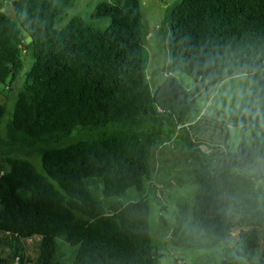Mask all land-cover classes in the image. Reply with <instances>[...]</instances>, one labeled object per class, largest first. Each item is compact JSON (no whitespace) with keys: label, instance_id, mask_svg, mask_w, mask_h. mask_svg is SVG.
<instances>
[{"label":"trees","instance_id":"16d2710c","mask_svg":"<svg viewBox=\"0 0 264 264\" xmlns=\"http://www.w3.org/2000/svg\"><path fill=\"white\" fill-rule=\"evenodd\" d=\"M13 2L14 18L6 9ZM74 2L0 0V96L8 97L24 51L32 52L3 132L0 264H64L57 239L74 248L71 264H158L147 190L155 185L152 152L168 138L197 161V190L191 205L177 203L170 226L160 217L167 239L193 251L221 248L217 261L208 256L204 264H264V201L263 208L249 199L240 206L230 181L240 171L249 177L237 182L249 188L254 179L264 188V0L174 4L169 73L194 83L178 93L177 83L167 78L164 94L174 95V103L162 92L153 94L147 81L140 0L96 3L89 19L108 18L105 30L78 16L61 26ZM240 74L247 78L246 95L238 107L216 111L222 120L246 126L250 144L242 138L230 151L223 141L220 147H201L219 153L199 155L197 147L205 143L192 136L183 119L200 95ZM188 97L189 105L177 111ZM7 113L0 105V122ZM95 129L105 132L69 141ZM33 152L44 176L23 156ZM128 189L138 197L117 202ZM233 232L232 262L219 246ZM33 240L38 251L31 260L27 244Z\"/></svg>","mask_w":264,"mask_h":264},{"label":"rangeland","instance_id":"374dc122","mask_svg":"<svg viewBox=\"0 0 264 264\" xmlns=\"http://www.w3.org/2000/svg\"><path fill=\"white\" fill-rule=\"evenodd\" d=\"M102 0H75L73 6L68 11L67 15L63 17L61 26L69 21L74 16L81 17L88 21L92 26L99 30H105L110 25L108 18L89 19L93 11L94 5ZM179 0H140L141 4V22H142V45L148 55V63L146 70V77L153 94L162 92L163 94L168 89L167 78H172L179 86V92L183 93L188 88V82L190 80L179 74H170V58L168 53L167 44L170 38L169 30V15L174 4ZM12 5L9 4L6 9L10 12ZM61 23V22H60ZM32 64V52L31 50L24 51L23 63L17 79L14 82L8 97L0 96V105H5L8 110L7 115L0 122V157L4 154V129L8 124L10 118V111L12 110L13 102L15 101L19 90L21 89L26 73L28 72ZM247 93V78L246 75L240 74L225 79L221 84L212 89L207 94L200 95L195 100V104L192 106L191 111L187 113L185 122L195 120V117L199 110H205L204 119H216L217 115L214 110H230L234 107H238L242 98ZM165 95V96H164ZM163 98L170 97L171 103L176 100L175 96L169 93L164 94ZM189 105V97L184 98L183 102L179 104L177 111L184 110ZM222 118V117H220ZM222 120V119H221ZM205 121V120H203ZM197 129V135L200 136L203 133V127L198 124L195 126L194 131ZM105 129L95 130H83L78 135L73 134L69 141H75L77 139H87L94 135L102 134ZM109 132V129H107ZM172 138V137H171ZM168 144L165 145L166 142ZM165 143H160L159 146L153 150L150 166L151 172L156 184L147 190V200L149 204V233L151 236L152 245L156 248L159 255L158 264H204L205 257H212L216 261L219 258L221 248H216L214 251H193L186 248H180L175 246L172 239L168 238L166 227L161 225L159 221L160 217H163L167 225H171L173 216L176 212V205L180 202H187L190 205L193 203V196L197 190V184L194 181L193 170L197 167V161L188 157L180 142L173 141L168 138ZM208 145L202 144L197 148V152L201 155L205 152V155H209L210 152L216 154L220 150L210 151ZM34 148H38L37 146ZM14 157H18V154H12ZM25 159L33 166L35 171L44 176V171L41 167L40 158L33 152L31 154H24ZM210 161H215L211 158ZM249 176L240 171L233 172L230 177V181L234 187L236 194L238 195V204L242 206L246 199L256 203L259 207L263 208V195L264 188L260 181L252 180V185L247 188L243 184L237 182V179L242 178L246 180ZM138 197L137 192L134 189H128L126 193L116 199L119 203H127L131 199ZM164 207V208H162ZM237 239V232H233L228 238L223 241L222 247L224 259L234 261L233 253L230 250L233 242ZM58 254L64 261V264H71L74 257V248L70 247L63 240L57 239ZM38 242L33 240L27 244L28 255L31 260H34L37 255ZM262 249V242L256 249L255 258L253 263L257 261L258 255ZM234 264H252L247 261H238Z\"/></svg>","mask_w":264,"mask_h":264},{"label":"crops","instance_id":"0c3cea01","mask_svg":"<svg viewBox=\"0 0 264 264\" xmlns=\"http://www.w3.org/2000/svg\"><path fill=\"white\" fill-rule=\"evenodd\" d=\"M187 85L188 88L186 91L193 89L194 83L190 80ZM214 111L217 115L216 119H204L205 110L202 109L197 113L195 120L185 122L184 127L189 129L190 133L193 137L196 138V140H200L202 143L210 146V148L220 147L223 144V141H226L228 150L235 151L242 138L247 144H250L251 134L246 126L241 127L240 125H237L235 123H228L227 120H221V118L218 117L217 111ZM198 124L203 127V133H201L200 136L197 135V129L196 131H194L195 126H197ZM168 143L169 141L166 142L165 145ZM153 180L156 184V179L153 178Z\"/></svg>","mask_w":264,"mask_h":264},{"label":"water","instance_id":"95a60500","mask_svg":"<svg viewBox=\"0 0 264 264\" xmlns=\"http://www.w3.org/2000/svg\"><path fill=\"white\" fill-rule=\"evenodd\" d=\"M14 5H15V3L13 2L12 3V7H11V9H10V12H11V14H12V18H14V14H13V11H14ZM2 11H3V9H2ZM31 41V39L28 37L27 39H26V42H30Z\"/></svg>","mask_w":264,"mask_h":264}]
</instances>
